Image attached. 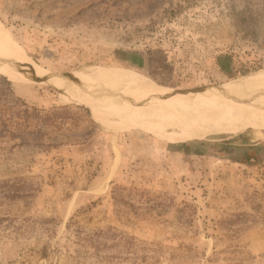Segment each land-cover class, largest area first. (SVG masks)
Here are the masks:
<instances>
[{"label":"rangeland","instance_id":"374dc122","mask_svg":"<svg viewBox=\"0 0 264 264\" xmlns=\"http://www.w3.org/2000/svg\"><path fill=\"white\" fill-rule=\"evenodd\" d=\"M0 29L50 81L0 72V264H264V78L226 89L264 70V0H0Z\"/></svg>","mask_w":264,"mask_h":264},{"label":"bare ground","instance_id":"6f19581e","mask_svg":"<svg viewBox=\"0 0 264 264\" xmlns=\"http://www.w3.org/2000/svg\"><path fill=\"white\" fill-rule=\"evenodd\" d=\"M1 30V29H0ZM8 36V35H7ZM9 38V36H8ZM8 38L6 39V35L5 33L1 32L0 31V39L2 40H5L7 43H9V40ZM8 40V41H7ZM10 46V44H8ZM12 48H15L14 46H10ZM16 51H18L17 49H15ZM19 70L15 69V70H12V69H8V68H4V67H0V72L7 75L8 77H10L12 80H22V81H28V82H36V74L35 73V70L32 69L31 71L27 72V74L29 73V76H25L24 74H22L21 72H18ZM38 72V71H37ZM39 73V72H38ZM40 74V73H39ZM37 74L39 77H37V81H42V82H48L46 78H41L40 75ZM35 75V76H33ZM120 75H127L126 77H130L131 78V74L130 73H121L119 74L118 76ZM133 76V75H132ZM69 79H71L77 86H81V85H93V84H104V85H114L115 86H119L120 88H124V84L123 83H117L118 81H123V82H134V84H139L140 82L138 80H134V79H130V78H126V77H112L110 79H103V78H99L98 76H95V75H92V74H86V73H76V74H70L69 76H67ZM109 78V77H108ZM260 78H264V70L263 71H260L256 77H253V76H249V77H243L239 80H237L235 83L237 84H240V85H233V86H230V87H227L226 89H235V90H238V89H249L251 87H253V85L249 82H252L254 80H259ZM68 79V81H69ZM130 79V80H128ZM143 79V78H142ZM134 80V81H132ZM145 80V79H144ZM53 81V80H52ZM70 81V82H72ZM54 82V81H53ZM50 83V81L48 82ZM55 83V82H54ZM149 83V82H148ZM244 83L246 86H244ZM55 84H58V83H55ZM73 84V83H72ZM150 84V83H149ZM52 85V84H51ZM152 85V84H151ZM53 86V85H52ZM227 86V85H226ZM55 87V86H54ZM88 87V86H87ZM86 87V88H87ZM113 87V88H114ZM137 87V86H136ZM104 88V87H103ZM127 88V87H126ZM130 87H128L126 90H128ZM100 89V88H99ZM98 89V90H99ZM125 89V88H124ZM131 89V88H130ZM160 90V88H158ZM104 90V89H103ZM147 90H148V93L147 92H139L138 90L137 91H133L135 93H139V94H142V96H147V95H152L154 93H149V91H154L153 89L147 87ZM162 90V89H161ZM110 91V90H109ZM230 91V90H229ZM112 92V91H111ZM132 92V93H133ZM159 92V91H158ZM88 93V92H87ZM100 93V92H99ZM105 93H107V89L105 91ZM113 93H115V91H113ZM194 93V92H193ZM94 94V93H93ZM110 94V93H109ZM172 94V93H171ZM96 95V94H95ZM112 95V94H110ZM109 95V96H110ZM185 96V95H184ZM227 96V95H226ZM96 97V96H95ZM116 97V96H115ZM117 97H118V94H117ZM154 97V96H153ZM152 96H150V98H153ZM102 98V97H101ZM110 98V97H109ZM132 98V97H131ZM134 98V96H133ZM149 98V97H148ZM156 98V97H154ZM170 100H172L174 103L177 99V104H180L181 100H186L188 101V99H194L193 97H188V96H185V97H177V96H172L170 98H168ZM252 99V98H251ZM87 100V99H86ZM117 100H113L111 101L110 103H108L106 106H104L102 109H92V112L93 113H97V114H104L108 111H119V110H122L123 108L127 107L126 104H117L116 106L113 105V102H116ZM215 101V100H214ZM89 103V101L87 102ZM199 101H197L195 103V105H193L191 107L190 110L188 111H185L183 112V117H187V116H190V115H193L195 114L196 112H198L199 110H202V109H206L207 107H209L211 104H213L214 102L211 101L210 99H204L203 102L201 103V105H198ZM90 104V103H89ZM92 105V104H91ZM96 105V104H95ZM252 105V104H251ZM93 108V106H92ZM243 108V107H242ZM182 116V113L180 114Z\"/></svg>","mask_w":264,"mask_h":264},{"label":"trees","instance_id":"16d2710c","mask_svg":"<svg viewBox=\"0 0 264 264\" xmlns=\"http://www.w3.org/2000/svg\"><path fill=\"white\" fill-rule=\"evenodd\" d=\"M257 148H258V145L257 144H255V146H253L252 147V149H250L248 152H243V154H245L246 156L245 157H247L246 159H244V160H239L237 157H235V158H232L234 161H245V160H248V161H251V160H253V158H257V154H256V150H257ZM14 182H16V180L14 181ZM7 190H19V188L18 187H16V185L15 184H12V185H9L8 186V189Z\"/></svg>","mask_w":264,"mask_h":264},{"label":"water","instance_id":"95a60500","mask_svg":"<svg viewBox=\"0 0 264 264\" xmlns=\"http://www.w3.org/2000/svg\"><path fill=\"white\" fill-rule=\"evenodd\" d=\"M12 64H13V63H12ZM13 65H14L15 68H18V67L21 68V66H19V65L16 64V63H14ZM31 69H33V67H32ZM48 78H54V79L65 80V78L61 79V78H56V77H53V76H50V75L48 76ZM55 81H56V80H55Z\"/></svg>","mask_w":264,"mask_h":264}]
</instances>
